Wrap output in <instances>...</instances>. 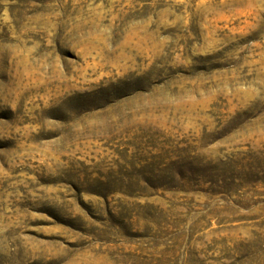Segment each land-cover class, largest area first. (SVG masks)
<instances>
[{"label":"rangeland","instance_id":"1","mask_svg":"<svg viewBox=\"0 0 264 264\" xmlns=\"http://www.w3.org/2000/svg\"><path fill=\"white\" fill-rule=\"evenodd\" d=\"M0 264H264V0H0Z\"/></svg>","mask_w":264,"mask_h":264}]
</instances>
